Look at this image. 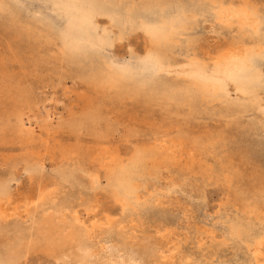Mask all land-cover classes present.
<instances>
[{
	"label": "bare ground",
	"instance_id": "obj_1",
	"mask_svg": "<svg viewBox=\"0 0 264 264\" xmlns=\"http://www.w3.org/2000/svg\"><path fill=\"white\" fill-rule=\"evenodd\" d=\"M39 1L48 14L0 0V264H18L37 251L102 264L93 261L95 224L86 226L79 214L93 209L96 190L122 214L97 219L105 239L120 241L124 222L133 230L145 226L147 235L148 221L158 223L152 241L131 245L130 264H165L160 248L170 261L186 243L190 252L176 264H264V180L236 188L245 175L233 162L247 138L264 132V0ZM206 27L223 37L214 52L204 49ZM136 32L144 36L143 55L131 51L136 65L109 63L103 51ZM67 78L86 94L53 129L76 143L45 149L53 162L46 170L44 152L34 145L40 127H30L35 92ZM19 171L38 184L11 201ZM191 181L237 189H230L234 204L221 208L219 229L183 230L165 209L166 194L185 193Z\"/></svg>",
	"mask_w": 264,
	"mask_h": 264
},
{
	"label": "rangeland",
	"instance_id": "obj_2",
	"mask_svg": "<svg viewBox=\"0 0 264 264\" xmlns=\"http://www.w3.org/2000/svg\"><path fill=\"white\" fill-rule=\"evenodd\" d=\"M18 1H21L23 4L26 3V4H24L26 7L25 6L24 7L26 9L28 8V10H35V9L41 8V10L42 9L44 10V11L42 10L43 13L46 12L44 14H48V11L46 9L45 4L43 2H40L39 0H38L39 2L37 0H34V1L33 0H31V1L30 0H18ZM28 3H29V5H28ZM99 22H100V24L103 23V25H105L103 18L102 19H99ZM205 29H206V31H205V33L203 35L204 36V40H205L204 41V49L207 50V51L208 50H211L212 52H214L215 49L217 48V46L222 43L221 41H223V37L217 36V34H214L212 32V30H210V28L208 29V27H206ZM140 33L141 32H139V33L136 32L135 35H134V33H132V34L128 35L126 37V39H124L123 41L116 42L114 44V46H113V49H105V51H103V55H104L105 59L109 63L114 64L117 67L118 66H121L122 67V66H126V65H131V66L136 65L135 59L132 58L131 51L135 52L136 55H140V56L143 55L142 53L144 51L143 50V47H144V36L142 35V33L141 34ZM260 68H261V71L264 73V63L261 65ZM148 70L150 72H152L151 67H149ZM160 76L162 78H164V77H166V78H176V74H174V73L172 75L171 74L170 75H167V74L162 73V74H160ZM182 78L185 79V77H182ZM56 82H57V80L55 81V83ZM230 90H232V89L230 88ZM77 93H78V95H77ZM83 94H86L85 88L81 84L79 85V83L77 81L72 80V79H69V78H67V79H65L63 81H60L59 84L56 85V87H52L51 88V86H45L43 88L42 87L39 88L35 92V103H36L35 105L36 106H34L33 109H32V114H31L32 116H31V120H30V124H31L30 127L31 128L33 126H34V128L40 127V132L41 133L39 132V136H38V138H36V142L37 143L34 144V145H36V147H39V149H38L39 151H41V149H42V151H41L42 155H43V152L45 151V149H49L50 146L53 147L54 144H56V143H59V144H62V145L63 144L64 145L65 144L66 145H69V144L71 145V144H75L76 143L74 137L71 136V135H69L68 132L61 131V130L58 131V130L53 129V127L56 125L55 123H57L56 121H58V119H61L63 117L66 118L68 116V114H69L68 111H70L69 109H72L73 111H75L76 108H77L76 111L79 109L78 107L81 106L79 103H81V102H78V101H80L82 99L81 97L83 96ZM262 97H263V105H264V92L262 93ZM76 99H78V100H76ZM75 104H77V106ZM39 109H40V111H39ZM42 115H43V117H42ZM255 116H257L259 119L262 118L261 113H257V114H255ZM47 119H49L50 121H48ZM32 122H34V124ZM39 123L42 124V125H39ZM44 123L46 124L47 129L41 128L42 126L43 127L45 126ZM49 124H51V126ZM56 131L58 133H56ZM263 134H264V132H262V135ZM117 135H115V136H117ZM262 135H260L261 137L259 136V137L247 138L245 140V142H244V145H243L244 151L242 150V153L241 152L239 154L237 153L234 156V158H233V162L236 165V167H237L238 171L240 172V174L243 171H244L243 173H246V174H243V173L241 174L242 176L245 175V176L242 177V181L240 182V186L242 188L240 186H238V185H237L238 187H236V188L244 189L245 187L248 188V187H251V186H257L256 185L257 184L256 179H261V177H262V179L264 180V173H263L264 172V150H262L260 148L261 146H259V142H258V140H259V141H262L263 144H264V136H262ZM117 138H118V136H117ZM117 138L114 137V141H115L114 144H116L117 141H118L119 142V145L120 144L122 145V143H120L119 139H117ZM82 139H83L84 144L86 143V146H87V144H88V146H92L93 145L91 138H89V137H83ZM38 144H40V145H38ZM253 146L255 147V149H253ZM52 147H50V148H52ZM121 147L123 148L124 145H122ZM257 151H259V152H257ZM55 152H56V150H55ZM10 153H11V151H9L7 154L9 155ZM45 153L46 152H44V155H43V157L46 158V159L44 158V167H46L45 169L48 170V169L51 168V164L53 162H51V160L49 161L50 154H47V153L45 154ZM243 156H245L244 157L245 161H243ZM237 159H239L240 162L237 161ZM235 161H236V163H235ZM54 162H56V161H54ZM237 162L239 163V165L237 164ZM243 163H245V164H243ZM238 166H240V167L242 166V168L240 169ZM253 169L256 170L255 171L256 173L254 172ZM248 171L250 172V174L248 173ZM251 174H254V175H251ZM250 176H251V178H250ZM164 179L166 180V174L165 173L163 174V182H164ZM34 180H36V181L34 182ZM251 180H253V181L251 182ZM17 181L18 182H15V183L12 184V188H11L12 189V192H11V194H12V200L11 201H15V200L22 199V198L26 197L27 195L31 194L33 192V190L36 188L35 185L38 184L37 183L38 180L36 178H32V179L31 178H28V176L25 173L20 172V171H19V174L17 176ZM191 182H193V183H190V185H192V186H190V185L187 186L185 193H183V192H181V193H175V192H173V193L168 194V195L166 194L167 200H166V198L164 199V201L165 200L166 201L163 203V205L165 207H168L169 210H168V208H165V209L168 211V214H170L171 217L176 222H178L177 224H179V227L181 229L185 228L186 226H187L186 229L188 231L194 230V229H199L201 227L202 228L203 227H207V228H212L213 227L216 230L219 229L218 228L219 225H217V222H218L217 220L220 219L221 208H222V206L231 207L232 204H234V191L237 190V189L236 188H229L226 184H223V183H214V182H211V184H207V185H205L202 188L196 182H194V181H191ZM220 185H222V186H220ZM189 187H192V188H190V190L192 192L189 193V195H188V191L190 192ZM230 189L231 190H234V191H232L233 194L231 193ZM199 191H201V192H199ZM96 192H98V194ZM99 192L100 191H98V190L95 191L96 196H95V203H94L95 205L94 204L92 205L93 206V209H90L91 211L90 210L89 211H86L85 210L86 211L85 214H84V210L81 209V211L79 213L80 214V217L82 219H84V221H82V219H81V221L84 224H86V226L91 227L92 225L95 224L93 226L94 228L93 227L90 228L91 231L93 233H95V234H92L91 233V236L93 235V237H91V239L92 240L94 239L93 242H94V244L96 243V245H97V246L95 245L97 247V253H96L97 254V257H95L96 259L95 260L93 259V261H96L97 260V261H100L102 264H105L106 262H107V264H115V263L116 264H130V258L128 256V254L131 253L130 250H132L140 242L148 241L149 238H152V239H150L152 241L154 239V236L152 234V232H153L152 229H154L155 225L158 224V223L151 222V221L149 222L148 221L147 225L151 229L148 228V226L146 225L147 228L150 231V234L147 235L145 233L146 230L144 229L145 226H140V229L138 228V229H134L133 230L131 228V226H129L128 223H125L124 222V224H123V230H122L124 232H122L123 235L121 236L120 241H117V240L115 241L113 239H110V240L105 239L104 236L101 233V230H100V228H102L104 226L102 224H100L99 221L100 222L103 221L105 215H110L112 218H114V220H121L122 219V214L120 213V209H119V206L118 205L116 206L115 204H112L111 201L108 200V198H106V197H105L106 200L104 201L103 200L104 199V196H105L104 193H102V192L99 193ZM201 193H203V194H201ZM222 193H225V194H222ZM229 193H230L231 196H228ZM198 195H200V196H198ZM201 197H202V200H201ZM226 197H228V198H226ZM96 200H98L97 202H100L99 200H103L104 202L101 201L100 203H96ZM169 200H171V201H169ZM212 200H214V201H212ZM220 200L221 201L224 200V201L223 202H220ZM166 202L168 204H170V206ZM224 202H226V203H224ZM165 203L167 204V206H166ZM229 203H231V204H229ZM218 205H220V206H218ZM94 206L97 207V208H94ZM181 208H183L182 211H181ZM95 209H97V210H95ZM186 209L189 210V211L187 212ZM88 212H90V213H88ZM102 214H103V216H102ZM152 218H154V217L151 216L150 219H152ZM88 221H90V223ZM181 221H183V222H181ZM88 223L89 224H92V225L89 226ZM180 223H181V226H180ZM188 224H189V226H188ZM205 224H207L208 226L207 225L205 226ZM210 225H212V226H210ZM98 226H100V228H98ZM188 227L189 228L191 227V229H189ZM192 227H194V228H192ZM95 228L99 229V231L97 230L98 233H96L97 231L94 230ZM125 228H127V229H125ZM220 229H221V227H220ZM125 231H127V232H125ZM136 231H138V232H136ZM133 232H135V233H133ZM190 232H192V231H190ZM128 235H130V236H128ZM143 237H146L147 239L146 238H143ZM97 238H99V239H97ZM141 238H143L142 239L143 241L141 240ZM135 239H137V240L135 241ZM126 241L130 245H128L126 243ZM129 241L130 242L131 241H134V242H131L130 243ZM112 242H113V244H112ZM124 243H125L126 247H125ZM133 244L135 246H131ZM113 245L116 246L115 247L116 249L114 248ZM123 245H124V247H123ZM102 246H103V248H102ZM190 247H191V244L186 243V244H184V246H181L180 247V250L179 251L174 250V253H177V254H175V256L173 255L171 257L172 259H170V261L173 264L174 263L175 264L178 263L179 262L178 261L179 259H177V258H179L181 256L180 254L187 253L189 251V248ZM167 248L169 250L171 248L170 251H172V249H175V246L173 244L169 243L167 245ZM164 251H165V253H164ZM101 252H102V254H101ZM118 252L120 254H118ZM161 252H162V254H161ZM159 253L162 255V257L159 256L160 257L159 260L160 261H163L165 264H168L170 261H169V259L167 258L166 255H168L167 253H169V251L166 250V248H160ZM64 258L61 257L59 254H57V255H46V254H44L42 252L37 251V252L29 253L18 264H49V263L50 264H78L77 263V260L74 257H69L68 256V257H64ZM163 258H166V259H163ZM176 259H177V261H176ZM105 260H106V262H105ZM113 260H114V262H113Z\"/></svg>",
	"mask_w": 264,
	"mask_h": 264
}]
</instances>
